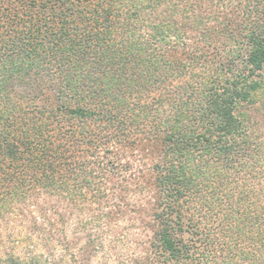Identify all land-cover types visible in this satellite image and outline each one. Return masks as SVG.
I'll return each instance as SVG.
<instances>
[{
    "label": "trees",
    "instance_id": "trees-1",
    "mask_svg": "<svg viewBox=\"0 0 264 264\" xmlns=\"http://www.w3.org/2000/svg\"><path fill=\"white\" fill-rule=\"evenodd\" d=\"M0 264H264V0H0Z\"/></svg>",
    "mask_w": 264,
    "mask_h": 264
},
{
    "label": "rangeland",
    "instance_id": "rangeland-1",
    "mask_svg": "<svg viewBox=\"0 0 264 264\" xmlns=\"http://www.w3.org/2000/svg\"><path fill=\"white\" fill-rule=\"evenodd\" d=\"M70 231H71V233H72V229L70 228ZM71 233H67V234H70V237H73V238H75V236H73ZM6 239V238H5ZM10 240V239H9ZM98 263H99V260H98Z\"/></svg>",
    "mask_w": 264,
    "mask_h": 264
}]
</instances>
